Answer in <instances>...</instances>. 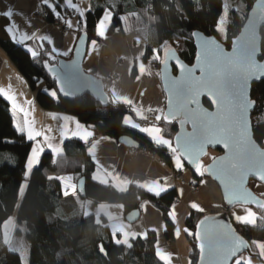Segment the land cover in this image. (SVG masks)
I'll use <instances>...</instances> for the list:
<instances>
[{"label": "trees", "instance_id": "obj_1", "mask_svg": "<svg viewBox=\"0 0 264 264\" xmlns=\"http://www.w3.org/2000/svg\"><path fill=\"white\" fill-rule=\"evenodd\" d=\"M53 1L56 11L48 7L49 15L46 20L55 23L54 12L61 15L67 7L65 0ZM255 1L230 0L226 40H222L217 25L224 0H92V8L83 20L86 26L78 30L77 40L82 33L88 34L89 41L98 38L97 25L106 9L113 12L108 34L123 26L122 17L135 14L138 18L136 34L146 44L145 60L159 55L160 60H153V64L159 65L167 42L168 47L176 49L183 60L192 64L196 55L193 33L199 31L207 36H217L229 48L241 31ZM261 35V59H264V28ZM0 46L28 80L38 103L44 109L74 114L97 135L111 136L118 140L128 135L140 145L150 144L152 141L140 130L127 126L125 117L131 116L140 123L152 122L162 128V135L173 146V139L179 130L178 120L138 119L129 105L112 97L105 84L108 104L91 95L62 97L57 91L56 80L47 73L46 68L56 65L60 59H70L72 53L67 56L56 53L53 54L54 57L46 55L51 53L52 48L47 42H43L40 55L33 57L26 46L2 37ZM158 72L160 76L159 67ZM53 90L57 91L56 98L51 96ZM252 99L256 104L252 114L254 137L264 147V79L253 86ZM204 102L211 107L208 101ZM31 145L26 135L16 129L11 105L0 94V264H24L20 254L8 247L3 230L4 223L15 212L18 222L25 225L26 238L30 243L28 264H166L156 254L155 231H149L146 238H133L130 242L132 247L129 248L115 243L114 234L106 225V218L103 217L97 224V218L93 214H65L60 205L65 196V185L63 179L57 177L72 175L76 182L84 177L86 198L92 199L96 204L121 203L126 215L133 210L142 211L144 200L149 201L162 212L166 226L165 238L170 242L174 241L176 229L170 216L171 208L178 198L175 189L157 196L137 186H131L128 191L123 192L112 185L95 182L92 179L95 164L83 143L77 139L65 142V152L62 155L44 152L39 164L26 176ZM188 170L199 181L208 178L206 173L201 177L191 169ZM25 182L27 186L21 197L20 189ZM256 184L251 181V188L254 189ZM223 207L225 208V203ZM253 209L257 214L255 224L236 223V227L250 243L252 251L259 253L252 242L264 240V208ZM203 216V213L192 210L185 218L186 229L193 233L186 231L191 264H196L198 260L199 244L194 233ZM17 233L21 232L17 230ZM100 245H103L107 255L100 253ZM252 259L264 263V259Z\"/></svg>", "mask_w": 264, "mask_h": 264}, {"label": "crops", "instance_id": "obj_2", "mask_svg": "<svg viewBox=\"0 0 264 264\" xmlns=\"http://www.w3.org/2000/svg\"><path fill=\"white\" fill-rule=\"evenodd\" d=\"M92 3V0H72L70 5L69 0H65L66 7H73L72 5H75L78 10L77 18H70L67 19V21H71V23L73 22L74 24L83 21L87 12L92 8ZM40 4L52 9V6H54V10L56 11L53 0H49V4L47 5L43 3V0H0V37L24 45L28 50L32 49L37 53H39L43 42H47L51 48L55 47L58 49L59 51L56 54L61 55L60 53L64 51H69V54L73 53L77 42V35L75 32L63 33L55 23L37 17L35 13ZM81 9L85 11L84 17L79 15V10ZM9 10L13 13L11 17L4 14ZM55 13L57 12H54V15ZM134 20V26L129 25L131 27L128 29L122 26L111 34L107 33V29L105 38L98 37L94 39L97 41L95 49H93L90 41L84 68L87 72L104 81V84L107 85V89L116 101L119 102L120 97H124L125 99L128 97L134 102L133 105L130 106L133 110L136 107H142L143 109L134 112L138 119L146 120L149 119L147 114L149 108H151L150 110H158L160 116H163L165 112V94L162 89L159 74L156 72L153 76L148 75L150 71L149 65L146 60L145 62L143 60L146 44L137 36L135 31V25L137 26L138 24L137 16ZM6 28H10L12 31H6ZM78 30L79 29H77V33ZM13 34L15 35V39L12 38ZM26 35L33 38L25 40L24 37ZM42 36L50 37L52 43L50 44L47 40L39 39V37ZM141 52H143V56H141ZM141 63H143L145 67L144 73L140 72L139 66ZM134 67L140 73L139 77L133 75L132 71ZM113 74H117L119 79L114 80L112 78ZM0 89L15 96L17 105L22 106L25 110L21 112L18 107L13 106L9 101L15 127L17 124H20L25 129V135L29 125H31L35 131L42 133L36 140L31 141V149L38 145L42 146L44 149L39 160L46 151L51 152L55 156L64 154V144L69 139H77L84 144L85 141L79 137L73 136V132L79 131L81 136L84 135L85 132H92L93 135L90 136L88 140L94 138V142L99 141L95 149L96 159L99 161V164L103 166L100 168L96 160L89 154L95 164L92 177L95 174H100L102 177L106 178L108 183L102 185H112L120 191L121 188H124L125 190L123 192L128 191L131 186H137L153 195H156L155 193L157 192H159V195H162L168 190H176L178 198L170 211V216L176 225L175 237L172 242L165 238L166 226L162 212L147 200H144L142 205L141 219L133 224L126 221V213L123 205H108L107 203L96 204L92 201L90 209L86 210L89 213L88 215L93 214L96 218H99V220L103 217L106 218V225L111 228L112 232L113 227L116 229L123 227L126 231L138 233L139 235L137 236L129 237V243L135 237L144 236V234H148L149 231H155L157 233V250L159 249L166 254H170V261L163 260L166 264H182L180 243L185 247L184 235L179 231L177 233V229H179L181 224L185 226V218L192 210L198 211L191 207L193 203H197L205 209L204 212H200L204 215L225 210L223 207L224 201L221 190L213 180L204 178L195 191H192L188 186L175 180L173 177L174 170L181 172L187 178L196 179L193 174L190 173L183 160V168L178 169L177 167L179 164L177 162L175 166L173 155L170 157L169 162L161 160L159 156L153 158L142 153L131 155L128 153V147L117 138L95 134L93 130L83 123L76 115L63 111L44 109L38 103L36 93L30 87L28 80L1 46ZM0 94L6 98L2 93ZM28 101H32L33 103L28 104ZM120 103L123 102L120 101ZM66 116L70 119L65 120L64 117ZM149 120H154V118H150ZM76 121H79L80 125L83 127L77 129ZM125 124L140 130L146 134L152 142H155L153 139H156L157 142L163 143L161 141V131L155 130L154 132L151 130L152 127L150 125L153 124V126H158L157 124L152 122L140 123L131 116L125 117ZM49 143H52L55 147L61 148L62 151L59 154L53 153L51 149L48 148ZM30 155L31 152L29 156ZM105 170L108 173L107 176H105ZM62 177L64 178V185L75 183L72 175H65ZM114 177H119V180L114 179ZM157 180L160 184L156 183ZM94 181L101 184L98 180ZM125 181H131V183H125ZM163 185H169L166 191L162 190ZM65 190H67L69 194L62 198L60 202L61 209L65 214L69 212L74 213L77 211L78 207L81 206V201L78 199L80 196L77 194V191L73 193L70 187ZM254 190L259 196L264 198V185L257 183L254 186ZM108 206L115 207V211L111 212ZM246 208H251L252 211H254L253 207L246 206H236L230 211L231 217L235 223H242L238 222L235 217L236 215H246ZM97 211H100V214H98ZM114 238L115 240H122L124 238L123 233L117 231ZM260 242H264V240ZM253 264L264 263L253 260Z\"/></svg>", "mask_w": 264, "mask_h": 264}, {"label": "snow or ice", "instance_id": "obj_3", "mask_svg": "<svg viewBox=\"0 0 264 264\" xmlns=\"http://www.w3.org/2000/svg\"><path fill=\"white\" fill-rule=\"evenodd\" d=\"M72 0H69V4L71 5ZM44 4H49V0H43ZM75 7V5H72ZM53 10H54V6ZM6 16L11 17L13 13L9 10L6 13H4ZM59 17V13H55ZM226 14V13H225ZM79 15L81 17L85 16L84 10H79ZM113 18V12L107 11L104 13L103 18L99 20L97 25V32L96 34L100 38L106 37V32L108 27L111 24ZM121 19L126 20V17H122ZM261 20H264V16L260 17ZM69 28H71L73 25L71 21H66ZM224 17H221L219 20V23L217 25V31L226 35V29L224 28ZM85 21L78 22L76 24V28L80 29L82 27H85ZM118 30V29H117ZM6 31L11 32L12 30L10 28H6ZM195 35V33H193ZM13 39H15V35L12 36ZM31 36H25L24 39H32ZM41 40H47L50 44L52 43V40L48 36H42L39 37ZM23 42V41H21ZM97 41L93 40L91 41V45L93 49H95ZM214 45V47H213ZM251 46V42L249 39H246L244 42L241 43L239 49L235 48L233 49L232 53H226L224 49L216 43L214 40L211 41H204L201 45L203 54L197 55V65L194 67H186L183 63H181L177 59V65L179 67V70L182 73V76L179 81L174 82V88H175V95H176V102L173 107V100L169 98L168 104L170 107H173V110H175L176 113H179L183 111L184 104H183V95H184V88L186 85H191L193 87H197L200 89V95H205L211 99L213 105L215 106L214 112H209L207 109H202L209 117H213L211 121L205 122L201 128L199 129L200 135L210 137L209 142H214L216 144H222L225 149H228L230 152L233 153V157L230 161V167H226L225 171L230 172L229 180H230V186L232 189V197L233 198H239L244 200L245 203L249 201L251 198V193L247 191V189L244 188V184L246 181V177L248 174V171H256L259 175V178L261 181H264V149H261L257 147L254 144H251V141L246 138V131H247V125H248V119H247V111L249 106H254V102L249 100L248 98V92L246 93H237V95L242 96V100L240 103V113H236L234 109V97L233 94L229 91H227L223 85L217 80L215 75V69L217 66L222 65L225 67H235L238 63V57L247 54L248 49ZM31 52V55L33 57H37L40 55L36 51L29 49ZM59 50L55 47L52 48L51 53H46V55H53L57 53ZM260 49L257 48L256 52L253 54V62L257 64V61L255 60V57L259 53ZM164 52V58L161 60V63L165 65L167 68L168 66V60L170 55L175 56V52L167 46V42H165V46L163 49ZM61 55L67 56L69 55V51H64L60 53ZM141 56H143V52H141ZM54 57V55H53ZM153 59L160 60V56L156 55L153 57ZM258 65V64H257ZM196 67H200V75L197 76L196 73ZM259 68H264V65H258ZM140 72H145L144 64L141 63L140 66ZM51 67H49V71H51ZM251 79V78H250ZM257 79H259V76H257ZM83 89H81L82 91ZM0 93H2L8 101L12 103L13 106L18 107L21 112H24V108L22 106L17 105L16 97L4 92L3 89H0ZM65 95H75V93H65ZM51 96L56 98L57 97V91L53 90L51 91ZM122 101L123 103L132 106L133 101L130 98H124L120 97L119 102ZM219 101V103H218ZM107 102V101H103ZM28 104H32V101H28ZM245 104H247V107H245ZM202 108V105H201ZM143 109L142 107H136L134 111H139ZM151 108H149L150 110ZM173 110L171 112H173ZM218 117V118H217ZM170 118L173 117H163L160 116L159 119L163 120H170ZM65 120H69V117H64ZM191 122V121H189ZM183 124V122H181ZM83 126L80 125L79 121H76V128L80 129ZM194 127V133H188L184 137V150L183 152L178 153V149L180 148V140L181 136L177 135L176 137V147H172V143L170 140L165 139L162 135V128L161 131V141L163 143H157L156 139H153L157 144L159 145H166L168 146L174 157L175 166L178 162L179 166L178 169L183 168L182 163V156L188 157V163L189 164H195V171L196 173L203 177L206 171H210V169L205 168L202 164L198 163L195 159H193V144L196 141L195 138V130L196 125H193ZM16 129L21 133L24 134L25 129L20 125H16ZM27 139L29 141H34L37 139V137H40L42 135L41 132L35 131L31 125L27 128L26 131ZM73 136L79 137L80 139L84 140L85 142L88 141V138L93 135L92 132H85L84 135H80L79 131L73 132ZM47 139V138H46ZM108 139V138H105ZM99 141H96L92 144L91 148L89 149V154L92 156L94 160H96L97 165L102 168L103 166L99 164V161L96 159V147ZM251 144L255 148V153H250L247 151V147L245 145ZM48 148L51 149L53 153L59 154L62 149L55 147L52 143L48 144ZM43 147L38 145L37 147H34L31 149V155L27 159V170H26V176L31 174L34 166L38 165L40 160L39 157L41 153L43 152ZM202 150V149H201ZM224 158H221V161H223ZM108 173L105 170V176H107ZM94 180H98L101 184L108 183L107 179L102 177L100 174H95L92 177ZM49 179H52V177H49ZM57 179H64L63 177H57ZM114 179L119 180V177H114ZM125 183H131V181H125ZM157 184H160V182L157 180ZM27 185L25 184L24 187H21L20 189V195H23L24 188ZM169 185H163L162 190L166 191L167 187ZM70 187L72 189V192L75 193L77 189V185L75 184H69L66 185V188ZM228 186L226 185V188ZM124 188H121V191H124ZM69 193L67 190H65L64 195L67 196ZM156 195H159V192L155 193ZM233 202L232 198L228 199V203L231 204ZM90 203V202H89ZM256 203L264 208V204H261L259 201H256ZM86 204L82 203L81 208H86ZM193 209L198 210L199 212H204L205 209L202 208L199 204L193 203L191 205ZM246 215H236V220L238 222H242L244 224H255L256 220V212L252 211L251 208H246ZM89 213L87 211L84 212V215H88ZM208 219H212L210 217H205V219H202L199 221V226H202L206 223ZM97 224L100 223L99 218H97ZM117 231H120L123 233L124 238L116 239L115 243L117 245L123 244L127 245V247L131 248L132 245L129 243V237L130 236H137L138 233L135 232H129L126 231L123 227L116 229L113 227V234ZM179 229H177L178 233ZM189 231L190 234H193ZM216 233L220 236L222 240V244L218 245L213 240V233ZM206 233L209 236V242L206 245L203 242V235L201 232L197 231L194 233V235L201 240L200 243V259L201 264H204L205 258L207 256L208 264H229L230 261L234 257H237V254L240 252L241 248H250L251 245L247 241H245L242 237H239L234 234V229L231 228L230 225L223 224L222 222H219L217 229H207ZM145 238L147 234H144ZM7 242V241H6ZM252 244L255 245L256 248L259 249L258 255L262 258H264V242L260 241H253ZM18 250V249H16ZM100 253L107 255L105 248L103 245L99 246ZM161 260L164 261H170V254L164 253L162 250H157L156 253ZM25 264H27V261H25ZM234 264H253L252 256L249 255L248 257L240 256L239 258L235 259Z\"/></svg>", "mask_w": 264, "mask_h": 264}, {"label": "water", "instance_id": "obj_4", "mask_svg": "<svg viewBox=\"0 0 264 264\" xmlns=\"http://www.w3.org/2000/svg\"><path fill=\"white\" fill-rule=\"evenodd\" d=\"M264 16V0H256L251 7L247 19L239 32V34L232 40L230 47L220 40L217 36H207L206 34L195 31V35H193L194 45L196 48V55L192 64L187 63L183 60L176 49L171 48L175 52V56L169 57L167 68L163 63L160 64V81L162 85L163 92L165 94V117H173L170 118L176 119L179 122V130L176 136L173 139V146L176 147L177 135L181 136L180 140V148L178 149L179 153L184 150V137L188 133H194L193 125H196L195 130V138L196 141L193 144V159H195L198 163L202 164L203 159L208 155L209 151H217L220 154L216 156L213 160H211L205 168L210 169V171H206V175L209 179L213 180L219 189L221 190L223 201L225 203V210L221 212H213L207 215H204L200 220L205 219V217H210L212 219H208L206 223L202 226H199V221L195 228V233L197 231L201 232L204 239L203 242L207 245L209 242V236L206 233L207 229H217L219 222L223 224L230 225L232 229H234V234L242 237L245 241H247L238 231L236 227V223L233 221L230 211L236 206H246V207H260L256 201H259L261 204H264V198L259 196L254 189L251 188V181H255L256 183H260L264 185V181H261L259 175L256 171H248L246 181L244 184V188L247 189L249 193H251V198L247 203L244 200L239 198L232 197V189L230 186V172L225 171L226 167H230V161L233 157V153L228 149H225L222 144H216L213 142H209L210 137L200 135L199 129L201 126L207 122L214 119L213 117H209L207 113H205L202 109H207L209 112H214L215 106L213 105L211 99L205 95H200V89L197 87H193L191 85H186L184 88L183 95V111L176 113L173 110V107L176 102L175 88L174 82L180 80L182 73L179 70L177 65V59L183 63L186 67H194L197 65L196 56L202 55L203 50L201 45L204 41L214 40L218 43L226 53H232L234 47L239 49L242 42L246 39H249L251 42V46L248 49L247 54H244L238 57L239 63L235 67H225L219 65L215 69V75L217 80L223 85V87L231 92L234 97V109L236 113H240V103L242 100L241 95H237V93H246L248 92L249 100L252 99V89L256 83H259L264 79V68H259L258 65H264V59L262 57V35L261 31L264 28V20H261L260 17ZM89 37L87 33H82L74 47L72 56L70 59H60L58 63L54 66H51V71H49V67L46 68L47 73L53 77L57 82V91L64 98L71 97H79L83 95H91L94 98L104 102L106 104L109 103V96L105 92V85L102 79L97 78L95 76L90 75L84 68V62L87 56L88 47H89ZM214 47V45H213ZM257 48L260 49L259 53L255 57L257 64L253 62V54L256 52ZM197 76L200 75V67H196ZM259 76V79H257ZM251 78V79H250ZM81 89H83L81 91ZM65 93H75V95H65ZM171 98L173 100V107H170L168 104V100ZM208 101L211 107L205 105L204 101ZM254 102V101H253ZM219 103V101H218ZM202 105V108H201ZM254 106H249L247 111V131L246 138L251 141V144L256 145L257 147L264 149L263 145H260L255 137H254V129H253V119L252 114L255 109ZM247 107V104H245ZM173 110V112H171ZM218 118V117H217ZM191 121V122H189ZM183 122V124H181ZM119 141L126 145L127 147H139L140 144L131 136L124 135L119 138ZM251 144L245 145L247 147V151L250 153H255V148ZM202 149V150H201ZM221 158H224L221 161ZM181 159L187 166V168L195 171V164L188 163V157L182 156ZM77 193L81 198H86V179L84 177L80 178L77 181ZM226 185L228 186L226 188ZM232 198L233 202L231 204L228 203V199ZM141 211L133 210L126 215V221L133 224L140 220ZM196 237V236H195ZM198 244L200 245L201 240L196 237ZM213 240L218 245L222 244V240L218 234L213 233ZM248 242V241H247ZM249 243V242H248ZM250 245V243H249ZM242 254L251 255L252 258L262 259L258 255V253H254L252 248H241L240 252L237 254V257H234L229 264H233L235 259L239 258ZM196 264H201L200 259V246H199V255ZM204 264H208L207 256L205 258Z\"/></svg>", "mask_w": 264, "mask_h": 264}, {"label": "rangeland", "instance_id": "obj_5", "mask_svg": "<svg viewBox=\"0 0 264 264\" xmlns=\"http://www.w3.org/2000/svg\"><path fill=\"white\" fill-rule=\"evenodd\" d=\"M229 5H230V0H224L223 11H222V14H221L220 18L224 17L225 23H224L223 26H224L225 29H226V26H227V19H228V14H229ZM76 10H77V8H76ZM107 11H110V10L106 9L104 11V13L107 12ZM77 12H78V10H77ZM104 13H103V15H104ZM103 15H102L101 19L103 18ZM124 17H126V20L123 19V26L125 28L128 29L131 26H134V24H135L134 18L136 17L135 14H127ZM70 18H77V17H70ZM72 24H73V26L71 28H69L70 30H69L68 33H71L72 31H74L75 34L77 35L76 24H74L73 22H72ZM129 25H131V26H129ZM137 27H138V24H137V26L135 25V28H137ZM218 33H219V36H220V38L222 40H226V35L225 34H222L220 32H218ZM144 57H145V53H144ZM144 57H143V60L145 62V58ZM153 60H155V59L152 58L151 60L150 59L148 61L146 60V62L149 65V69H150V71L148 73L149 76H153L157 72L158 64H153ZM134 69H135V67L133 68L132 73L135 75V77H139L140 73L137 70H134ZM87 73H89V72H87ZM89 74L92 75V76H95V75H93L91 73H89ZM158 74H159V72H158ZM114 75L115 74L112 75L113 79H114ZM118 79H119V76H118ZM154 110H156V109H154ZM147 114H148L149 119L150 118H154V119L159 118V117L155 118V117L149 115V112ZM159 116H160V113H159ZM150 126L152 127L151 130L154 131V132H155V130H157V131L160 130V128L158 126H153V124H151ZM137 153H142L144 155H148V156L153 157V158L155 157L152 154L143 153L141 151H139ZM213 153L214 152L212 150H210L208 155H207V157H206V159L210 158L213 155ZM131 155H134V154H131ZM156 157H158V156H156ZM159 158L161 159L160 156H159ZM173 175H175V176H173L175 178V180H178L180 183H182L183 185L188 186L189 188L192 187L191 188L192 191L197 190L199 185H200V183H201V181L197 180V182L199 181L198 184H196V186L193 187V185H190V184H193L192 182H194V181L192 179H190V178L185 177L181 172H178L177 170H174ZM194 183H196V182H194ZM25 184H26V182L24 183V185ZM74 184L75 185L77 184L76 180H75ZM24 185H23V187H24ZM65 189H67L66 185H65ZM78 199L81 201L80 202L81 204L85 203L87 205L86 208H81V206H79L77 211H75L74 213L73 212L72 213H70V212L66 213L67 215H70V214H72V215L83 214V212H85L86 210L90 209L91 202L93 201L92 199H90V198H80V197ZM68 203H70V202H68ZM108 205H122V204L121 203H112V204H108ZM108 208L111 210V212L115 211V207L108 206ZM97 212H98V214H100V211H97ZM3 230H4V233H5V239L7 241L6 243H7L8 247L10 248V250L19 253L21 258H22L23 263L25 264V261H27V264H28L29 263V254H30V243H29L28 239L26 238L25 225L18 222L17 216H16V212L4 223ZM17 230H19L21 233L18 234ZM179 232H181L184 235V243H185V247H183V245L180 243V247H181L180 257L182 259V264H191V259H190V255H189V253H190L189 252V241L186 238L187 236L185 234V226L183 224H181L179 226ZM16 249H18V250H16ZM241 256H243L245 258L248 257L247 254H242Z\"/></svg>", "mask_w": 264, "mask_h": 264}, {"label": "built area", "instance_id": "obj_6", "mask_svg": "<svg viewBox=\"0 0 264 264\" xmlns=\"http://www.w3.org/2000/svg\"><path fill=\"white\" fill-rule=\"evenodd\" d=\"M35 14L39 18L46 19L47 16L49 15V9H48L47 6L40 4L37 7V10H36ZM77 15H78V12H77L75 7H67V8H65L63 10L61 15L59 14V17L56 14L54 15L55 24L63 31V33H68L70 29H69L68 25L66 24V21L70 17H77ZM114 80H118V75L117 74L114 75ZM148 112H149V115H151V116H153L155 118L160 117L159 116V112L157 110L152 109V110H149ZM93 143H94V138H91L90 140L85 142L83 144L85 150L89 151V149L91 148ZM157 143H159V142H157ZM157 143L156 142H152L150 144L140 145L139 147H128V152H129V154H135V153H137L139 151H141L143 153H149V154L154 155L155 157L156 156H160L161 159L166 162L173 155V153H172L171 149L168 146L159 145ZM175 175H173V176H175ZM192 180L194 182H196V183L192 182L193 184H190V185H193V187H195L196 184H198L199 181L197 182V179H192Z\"/></svg>", "mask_w": 264, "mask_h": 264}, {"label": "flooded vegetation", "instance_id": "obj_7", "mask_svg": "<svg viewBox=\"0 0 264 264\" xmlns=\"http://www.w3.org/2000/svg\"><path fill=\"white\" fill-rule=\"evenodd\" d=\"M164 58V57H163ZM160 64H161V62L159 63V65H158V67H159V71H160ZM214 153H213V155L210 157V158H208V159H206V157L203 159V162H202V164H203V166H206L211 160H213L214 159V157H216V156H218L220 153L219 152H217V151H213ZM206 159V160H205Z\"/></svg>", "mask_w": 264, "mask_h": 264}, {"label": "bare ground", "instance_id": "obj_8", "mask_svg": "<svg viewBox=\"0 0 264 264\" xmlns=\"http://www.w3.org/2000/svg\"><path fill=\"white\" fill-rule=\"evenodd\" d=\"M215 158V157H214Z\"/></svg>", "mask_w": 264, "mask_h": 264}]
</instances>
